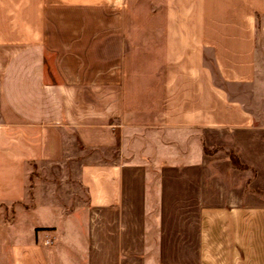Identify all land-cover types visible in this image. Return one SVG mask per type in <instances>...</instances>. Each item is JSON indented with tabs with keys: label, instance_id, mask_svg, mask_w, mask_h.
<instances>
[{
	"label": "crops",
	"instance_id": "1",
	"mask_svg": "<svg viewBox=\"0 0 264 264\" xmlns=\"http://www.w3.org/2000/svg\"><path fill=\"white\" fill-rule=\"evenodd\" d=\"M259 87L264 0H0V264H264Z\"/></svg>",
	"mask_w": 264,
	"mask_h": 264
},
{
	"label": "rangeland",
	"instance_id": "2",
	"mask_svg": "<svg viewBox=\"0 0 264 264\" xmlns=\"http://www.w3.org/2000/svg\"><path fill=\"white\" fill-rule=\"evenodd\" d=\"M262 89V88H261ZM260 89V87L254 91L253 93L252 92H246V96H249L248 98V104L251 106L252 105V98L254 97L255 100H257V106L259 104V106H262L264 104V89L263 91ZM251 96V97H250ZM251 100V101H250ZM258 110V109H257ZM257 114H258V111H257ZM61 174L64 175L65 179H68V182L71 183L73 185V182H74V178H72V174H74L72 171H69V172H64V173H57V171H49V170H45L43 172V178L48 181L49 179H53V180H58V181H61ZM72 185H66L68 188H65V194L66 195H74L75 196V199H79L81 200L80 202L83 203L84 200H85V193H84V190L82 189L81 191H77L76 187H72ZM79 192V193H78ZM75 200V201H76ZM76 206V205H75ZM17 223L19 224H24V220L23 219H18L17 220ZM23 227V226H22ZM4 234H5V231H4ZM11 236H6V241H10L11 240ZM53 241V239H52ZM52 243V242H51ZM50 244V243H49ZM5 247V246H4ZM4 259H3V264H10L9 261L6 259V255L7 253L4 252Z\"/></svg>",
	"mask_w": 264,
	"mask_h": 264
},
{
	"label": "trees",
	"instance_id": "3",
	"mask_svg": "<svg viewBox=\"0 0 264 264\" xmlns=\"http://www.w3.org/2000/svg\"><path fill=\"white\" fill-rule=\"evenodd\" d=\"M232 159H233V163H234V165L239 166L238 163H237L236 158H235V157H232Z\"/></svg>",
	"mask_w": 264,
	"mask_h": 264
}]
</instances>
